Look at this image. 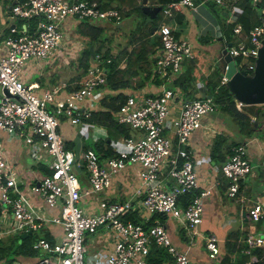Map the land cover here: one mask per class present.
Wrapping results in <instances>:
<instances>
[{"label": "built area", "instance_id": "2783aa9c", "mask_svg": "<svg viewBox=\"0 0 264 264\" xmlns=\"http://www.w3.org/2000/svg\"><path fill=\"white\" fill-rule=\"evenodd\" d=\"M211 1L227 7L229 15L238 13L237 0ZM252 1L257 3L260 0ZM186 5L195 8L194 0H174L161 9L164 16H172ZM10 15L25 25L23 28L11 26L3 39L5 51L0 53V130L22 139L35 159L48 164L50 172L40 173L34 183L22 189L15 169L0 151L1 220L11 215L9 222H2L0 236L14 232L29 234L49 224L60 225V237L53 236V241L40 237L33 243L39 255L31 264H149L152 244L167 252V264H187V252L173 243L166 220L175 219L191 235L196 233L202 222L204 199L211 189L198 190L197 167L189 147V137L202 127L204 115L217 110L213 97L205 95L185 99L178 86H164L158 93L129 94L115 112V119L137 130V133L123 137L114 154L104 159L91 148L76 154L66 147L60 125L64 118L73 124H84L82 117L90 115L91 110L79 104L86 99L90 100L91 106L97 102V89L106 81V71L99 56L96 55L89 66L82 85L62 98L59 97L60 89L55 86L38 92V82L25 83L21 72L28 60L48 61L54 55L68 19L117 27L123 21V13L116 6L102 7L97 0H15ZM234 18L230 17V20ZM169 24L166 21L160 24L161 44L155 54V73L161 78L167 75L162 78L165 81L173 80L181 73L184 61L194 57L188 40L175 35ZM233 33L236 37L241 35L242 39L230 47L226 44L225 48L233 59H241L236 65L246 73H252L264 38V22L247 33L236 25ZM221 81H228L224 69ZM235 101L238 109L246 105L240 100ZM247 151L246 143L235 145L222 166L223 175L229 180V197H236L240 183L252 172ZM130 164L139 166L138 201L99 199L95 211H89L80 204L82 198L107 189L113 176ZM80 168L87 173L86 187L81 185L77 176ZM195 190L198 192L182 206L179 197ZM31 194L43 200V211H38L33 205ZM57 207H60L59 213L46 215L45 210L51 212ZM132 211H136L144 221L158 213L165 215L166 220L155 218L152 224L145 226L127 218ZM247 211L254 222L264 219V201L253 202ZM100 229H104L106 237L113 242L111 247L100 250L96 257L90 259L86 239ZM206 246L211 260L221 257L215 236L206 238ZM261 246H264V224L259 230L245 235L242 251L251 254ZM256 262L248 259L241 264Z\"/></svg>", "mask_w": 264, "mask_h": 264}, {"label": "crops", "instance_id": "0c3cea01", "mask_svg": "<svg viewBox=\"0 0 264 264\" xmlns=\"http://www.w3.org/2000/svg\"><path fill=\"white\" fill-rule=\"evenodd\" d=\"M14 1L15 0H12V2L0 0V53H4L5 51L3 39L9 34V28L11 26L23 28L25 25L24 22L19 19V23L10 20L12 17L10 15V10ZM194 4L195 8L186 5L182 7L181 11H178V13L184 17L183 23H178L176 20L171 19L169 26L174 29V32H178L177 36L188 40L192 46L193 52L194 49L200 47L201 49L208 50L211 54H214L219 60L227 44L225 33L221 28V23L224 21V17L225 20L226 18L230 20L229 12L226 8L221 7L219 9L215 7V10L222 14L218 15L208 4V0H194ZM71 20L73 19H68L66 23L65 29L69 32L68 34L77 33L75 29H72L69 26ZM123 22L124 19L117 27H123V24L125 23ZM127 29V31L124 30L125 32L123 36L114 37L111 43L108 42L106 44L109 46L118 42H125L134 30L133 28ZM158 34L159 33H156V30L154 33L152 32L150 36L151 39L154 40V36H158ZM81 38L84 39L83 37ZM134 45H136V43L131 44L127 50L130 51ZM155 54L156 52L149 56L150 59L152 58V61L154 60V62ZM74 59H76V57H74ZM94 61L95 60L92 59L90 65ZM69 65L71 66L69 73H65L67 71L66 69L61 70L60 66L54 67V69H57L60 72H53L54 69L46 70V68L51 65L44 67L43 61L31 60L26 63L25 68L21 72V78L25 83L38 82V92L43 91L45 88H52L54 86L58 87L61 95L59 97L62 98L67 93L71 92L69 89L73 88L75 84L72 81V77L78 73V71H74L72 62L69 63ZM124 65L125 62L123 58L121 60L120 67L123 68ZM182 67H184V65ZM155 76L158 75L155 73V65L152 63V74L150 78H146L143 83H139L137 77L133 81L132 87L123 88L121 89V92L125 94H131L134 92L158 93L164 88V86H167L168 82L163 79L158 80ZM203 77L204 75L198 76V80L196 81V90L191 94L193 98L206 95L207 87L203 79H201ZM104 91H106V93L110 92V90L104 87L100 88L97 91V102H95L92 106L89 99L84 100L81 103L82 105H79L84 109L99 110L100 99L103 95L101 93ZM1 95L2 89L0 87V96ZM184 97H186L185 94ZM216 111H218L220 115L214 116V123L209 122L204 115V118H202V127L196 129L189 137V143L191 142L189 147L194 154L195 165L197 167L198 190L203 188L211 189V193L204 199L202 222L197 227L196 233L191 235L184 229L183 225L175 219L168 218L166 220V226L173 243L180 250L187 252L189 258L187 264H200L199 261H202V264H207V262L221 264L223 257L227 254L225 242L230 233L238 236V242H242L243 236L249 232L248 230H244L248 228L246 227V222L250 220L247 207L257 200L264 201V138L260 136H253L245 140L239 133L236 123L231 125L229 121L222 116L221 111L218 109ZM85 118L87 117L83 116L82 120ZM83 122L84 124H73L68 119L64 118L60 125V131L65 138V142L68 141L69 143L68 148L72 149L76 154H80L90 143H94L97 139L106 138L107 136L106 129L103 126L86 121ZM217 133H224L237 141L244 139L241 143L247 144V154L252 164V172L246 180L241 182L240 188L234 198L227 196L226 179L224 176L219 174L218 166L213 160H211L210 147ZM122 138L123 137H120L111 142L107 140V143H109L113 152L120 146ZM26 145L27 144L22 139L0 130V151L3 152L8 162L15 169L18 175L17 180L19 181L22 189H25L27 186L34 183L35 178L40 173H44L39 166L50 170L48 164L40 159H35L32 152H30V158ZM27 156L30 158V161L27 160ZM206 160H208L210 164L207 165L206 169H204V173L198 172V167L201 166V163H206ZM42 162L43 164H41ZM77 176L83 187L88 186L87 173L83 168H80V171H77ZM112 179V184L107 189L98 194L87 196V199H91V201H93V204L91 203L92 205L90 204L88 206H84L81 202L80 204L89 211H95L97 209L99 199L108 201L131 200L132 202L139 200L140 196L136 193V191L140 188L138 165H127L126 168L120 171L117 175H114ZM30 197L36 209L40 212L43 211V200L33 194H31ZM59 212L60 207L51 209V212L45 210L46 215L57 214ZM1 217L2 215H0V231H3L1 228V226H3L2 222H9L11 215H8L7 219H4L3 221L1 220ZM3 218H5V216H3ZM40 229L48 231L52 237H60L62 234L61 227L57 224H49ZM40 229H37L36 231H39ZM101 230L104 229H100L99 231ZM242 232L246 234H241ZM211 235L217 238L220 247L221 257L218 260L209 259L210 257L206 246V238ZM88 241L91 243L89 235L86 239V245L88 244ZM112 242L113 240L106 243L108 247H111ZM177 243H179L180 247ZM92 244H94V242H92ZM87 248L88 258L93 259L96 257V254L98 253L94 254L93 251L91 252V250H89V245ZM229 255L234 261L237 258V252H233ZM33 260L34 259L31 258L20 257L14 261L13 264H31Z\"/></svg>", "mask_w": 264, "mask_h": 264}, {"label": "trees", "instance_id": "16d2710c", "mask_svg": "<svg viewBox=\"0 0 264 264\" xmlns=\"http://www.w3.org/2000/svg\"><path fill=\"white\" fill-rule=\"evenodd\" d=\"M102 7H111L113 2H116V7L124 14H132L136 12L142 21L131 32V36L125 42H118L114 45H107L111 43L114 37L124 35V30L120 27L105 26V25H92L86 21H82L77 27V33L84 39H88L87 45L82 48L81 53L72 60V67L77 68V75L72 77V81L75 83L74 87L69 90H75L80 85V81L85 77L86 71L90 65L92 58L90 52V46H93L94 55L99 56L101 64L105 65L107 69L106 82L103 87L110 90L105 92L100 99V109L93 110L90 116L85 118L84 121L92 124L103 126L106 129V138L97 139L94 143H90L85 148H91L99 155L101 159L112 156L114 154L112 148L107 143L114 141L120 137H131L133 135L132 129L116 121L114 113L120 108L127 98V94L121 92V89L132 87L133 81L138 77L139 83H143L144 80L150 78L152 74V63L155 65L154 60L150 59V55H153L160 46V37L154 36L155 39H151V28L157 27L161 21V17H165L166 21L174 18L178 23H183L184 17L177 11L172 16H164L162 9L158 12L152 27H147L146 14L142 11L139 0H97ZM174 0H149L151 5L165 6L167 3ZM211 0H208V4L215 10V4H211ZM238 13L234 19L228 20L224 17V21L221 23V28L225 33L227 43H236L242 39L241 35L236 37L233 33V28L236 25H240L244 32H249L255 25L261 23L264 18V0H260L254 3L252 0H237L235 2ZM223 8L227 7L222 6ZM215 12L218 15H222L219 11ZM33 24V22H32ZM106 32L107 36H103ZM176 35L178 32H175ZM239 35V33H237ZM130 51L127 49L131 44H135ZM157 48V49H156ZM124 58L125 65L120 67L121 60ZM107 59L110 61L108 62ZM235 62L240 64L241 59L235 57ZM184 67H182L181 73L169 80L170 86L180 87L185 96L184 98L190 99L192 93L196 90V81L198 76L204 75L203 81L207 87L206 95H211L217 105V109L224 114L229 115L238 126L239 133L246 140L253 136H260L264 138V105L248 104L243 105L241 109L236 107V101L233 98V94L230 92L226 83H222L223 69L214 54H211L208 50L201 49L200 47L194 49V57L184 61ZM167 75L162 76L166 78ZM158 80L161 77L155 76ZM243 139V140H244ZM243 140L237 141L230 138L224 133H217L212 141L210 147L211 160L218 166L219 174L225 177L227 187L229 185L228 178L223 175L222 166L233 153V147L240 144ZM69 143L66 141V147ZM45 174L49 173V169H44L39 166ZM246 180V179H245ZM241 185V183H240ZM240 188V187H239ZM195 190L191 193H184L179 197L182 206L189 203L195 193ZM1 212V205H0ZM127 218L132 219L136 223H142L145 226L152 224L155 218H159L161 221H165V215L158 213L154 214L149 220L144 221L142 217L136 212L132 211L127 214ZM264 224V219L256 223V227L259 230ZM39 231H33L26 236H21V233H11L0 236V264H13L20 257L34 259L39 255V250L33 247V243L40 237H45L53 241V237L48 231L40 229ZM246 234V233H241ZM245 236V235H244ZM243 236V238H244ZM238 236L230 233L225 242L227 254L223 257L221 264H241L248 259L257 260V264H264V246L257 247L251 254L243 253V242H238ZM243 240V239H242ZM237 252V258L231 259L229 254ZM169 256L167 252L152 244L150 246V252L148 255L149 264H167Z\"/></svg>", "mask_w": 264, "mask_h": 264}, {"label": "rangeland", "instance_id": "374dc122", "mask_svg": "<svg viewBox=\"0 0 264 264\" xmlns=\"http://www.w3.org/2000/svg\"><path fill=\"white\" fill-rule=\"evenodd\" d=\"M6 1H9V2L11 1L12 2V0H6ZM213 3L214 2H211V4H213ZM214 4H215L214 6L219 8V9L222 7L220 4H216V3H214ZM229 16L230 17H236L237 13L236 12L235 13H230ZM123 19H124L125 23L123 22L124 24H123V27H121V28H123V30H125V31L128 30L127 28L135 29L138 26V24L142 21V18L139 17L136 12H133L132 14H124ZM172 19H174V18H172ZM10 20L11 21H16V22L19 23L17 17H11ZM162 21H166L165 17H161V21H160L159 25L156 27V33L160 32V24H161ZM81 22L82 21L80 19L75 18V19L70 21L69 26L72 29L76 30V28L81 24ZM153 22H146L147 23L146 29L149 28V27H152L151 25L153 24ZM94 25H96V24H94ZM72 31H74V30H72ZM68 33L69 32L66 31L65 27H63L64 36L62 38V41H61L60 45L58 46L57 50L55 51L54 55L50 56V59H48V61L47 60L44 61V59H30V60L27 61V63L29 61H31V60H37V61L41 60V61H43L44 67H47V66L51 65L50 67H47L46 70H51V69H54L55 66H60L61 70H65L66 69L67 71L65 73H69V70L71 69V66L69 65V63H71L72 60H74V57H77V55H79L81 53V51H82L81 49L85 45H87L88 39H82L81 36L78 35V33H74V34H71V33L68 34ZM103 36L104 37L107 36V33L104 32ZM82 43L84 44V46H83ZM221 58H222V56L218 60L220 62V64H221V61H220ZM221 66H222V64H221ZM55 71H58V70L54 69L53 72H55ZM74 71H77V68H75ZM48 72H50V71H48ZM58 72H60V71H58ZM170 85L171 84L167 83V86H170ZM257 105H264V104H257ZM221 114H222V116L225 119H227L229 121V123L231 125L235 124V122L233 123V120H232V118L229 115L223 114V113H221ZM216 115H220V113L215 110L213 112L207 113L205 115V118H207L209 122L214 123L215 122L214 116H216ZM189 144H191V142ZM29 148L30 147L28 145H26V149H27L28 154H29V156L31 158V154H30L31 151L29 150ZM30 158L28 157L27 160L30 161ZM206 161H207L206 163L203 162V163H201V166L198 167V172L204 173V169H206L207 165L210 164L208 160H206ZM41 164H43V162ZM85 198H83L81 200V204L82 205L88 206L91 203L93 204V201H91V199H87V197H85ZM256 223L257 222H254L251 219L248 220L246 222V227H248V228H246L244 230H248V231L258 230L257 227H256ZM38 233L42 234L41 231H38ZM242 233H244V232H242ZM89 237H90L91 243L88 241L87 246L89 245V250H91V252L93 251L94 254L95 253H99L100 250L104 251L106 249V246L108 247V245L106 243L111 242L110 237H106V233H105L104 230H101V231L97 232L96 234L89 235ZM92 242H94V244H92ZM177 245H179V243H177ZM179 247H180V245H179ZM87 250H88V248H87ZM199 263L202 264L203 262L199 261ZM207 264H213V263L212 262L211 263L207 262Z\"/></svg>", "mask_w": 264, "mask_h": 264}, {"label": "water", "instance_id": "95a60500", "mask_svg": "<svg viewBox=\"0 0 264 264\" xmlns=\"http://www.w3.org/2000/svg\"><path fill=\"white\" fill-rule=\"evenodd\" d=\"M149 0H139L142 11L146 14V22H153L161 10V5H151ZM113 2L111 6H116ZM264 22V19H262ZM156 27H152L151 31L154 33ZM229 46H231L229 44ZM90 52L94 57L93 46H90ZM223 57L221 58L222 68L226 72L228 86L230 92L233 94L235 100H240L244 104H264V38L262 45L259 48L258 57L256 59V66L253 73H246L239 65H236L235 60L228 53L226 48L223 50ZM6 94L8 92L4 90ZM245 210V209H243ZM245 212V211H244ZM243 212V214H244ZM22 233L21 236H25Z\"/></svg>", "mask_w": 264, "mask_h": 264}, {"label": "clouds", "instance_id": "9594fccd", "mask_svg": "<svg viewBox=\"0 0 264 264\" xmlns=\"http://www.w3.org/2000/svg\"><path fill=\"white\" fill-rule=\"evenodd\" d=\"M263 19H264V18H263ZM166 22H170V20H169V21H166ZM261 22H263V21L261 20ZM243 30H244V29H243ZM174 33H175V32H174ZM175 35H176V33H175ZM158 36H159V34H158ZM159 37H160V36H159ZM229 44L231 45L232 42L227 43V45H229ZM229 47H230V46H229ZM224 49H225V48H224ZM222 53H223V52H222ZM221 56L223 57V54H222ZM92 58L94 59V58H95V55H94V57H92ZM256 59H257V58H256ZM89 66H90V65H89ZM103 66L105 67V65H103ZM88 68H89V67H88ZM222 69H223V68H222ZM87 71H88V69H87ZM87 71H86V75H85V77L80 81V84H79L80 86L82 85L83 80L87 77ZM105 71H106L105 73L107 74V69H106V67H105ZM252 73H253V72H252ZM105 82H106V81H105ZM105 82H104V83H105ZM166 82H168V81H166ZM104 83H103V84H104ZM103 84H101V85L98 87L97 90H99L100 88H102V87H103ZM80 86H79V87H80ZM79 87H78V88H79ZM78 88H77V89H78ZM77 89H75V90H77ZM71 91H74V90H71ZM105 92H106V91L102 92L101 94H104ZM101 94H100V95H101ZM131 94H132V93H131ZM128 95H129V94H127V96H128ZM91 111H93V110H91ZM91 111H90V113H91ZM114 115H115V113H114ZM89 116H90V115H89ZM89 116H88V117H89ZM83 121H84V120H83ZM116 121H117V120H116ZM120 124H122V123H120ZM125 125H127V124H125ZM127 126H129V125H127ZM129 127H130V126H129ZM130 128L133 130V134L137 133V132H136L137 130L133 129L132 127H130ZM227 188H228V187H227ZM227 196H228V195H227ZM230 198H232V197H230ZM247 212H248V211H247ZM248 216H249V215H248ZM244 237H245V236H244ZM243 239H244V238H243ZM242 242H243V240H242Z\"/></svg>", "mask_w": 264, "mask_h": 264}]
</instances>
